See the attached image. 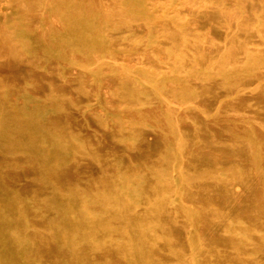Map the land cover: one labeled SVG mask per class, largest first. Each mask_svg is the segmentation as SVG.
<instances>
[{"label": "rangeland", "instance_id": "1", "mask_svg": "<svg viewBox=\"0 0 264 264\" xmlns=\"http://www.w3.org/2000/svg\"><path fill=\"white\" fill-rule=\"evenodd\" d=\"M82 2L90 21L106 31L112 54L90 50L87 68L61 74L57 60L42 53L33 76L30 61L8 70L0 58V74L26 82L28 97L40 99L53 91L64 112L53 115L51 122L80 136L84 149L95 157L107 163L119 158L141 175L163 155L165 122L172 120L176 138L196 159H183L182 165L196 169L202 162L206 171L215 173L205 196L219 216L229 214V221L219 223L218 216L201 208L198 188L186 185L180 204L195 214L186 217L190 225L181 216L169 215L175 223L164 230L172 248H158V258L165 264H184L172 255L180 251L192 261L198 257L196 264H207V254L222 256L215 261L210 257L213 264H264V0ZM11 6L0 3L3 17L12 14ZM26 9L15 23L17 29L26 26L45 36L59 28L54 18L60 6ZM175 61L184 67L176 70ZM258 150L262 156L256 162ZM17 161L27 165L23 156ZM91 162L82 155L65 172L79 186L89 178L97 181L100 169ZM19 175L24 186L28 174L20 169ZM229 226L238 233H231ZM254 229L248 240L234 237Z\"/></svg>", "mask_w": 264, "mask_h": 264}, {"label": "bare ground", "instance_id": "2", "mask_svg": "<svg viewBox=\"0 0 264 264\" xmlns=\"http://www.w3.org/2000/svg\"><path fill=\"white\" fill-rule=\"evenodd\" d=\"M0 3L12 5L13 11L9 17L0 13V58L8 70L20 68L26 59L30 61L29 75L33 76L38 68L37 58L44 53L57 60L61 74L67 70L78 72V68H87L90 50L112 54L106 31L90 21L82 0ZM51 6L61 7L54 18L59 24L54 32L36 36L25 25L16 28L15 23L24 16L26 7L35 11ZM2 20L7 23L1 24ZM77 54L85 59L78 61ZM180 62L175 61L176 70L184 67ZM199 79L206 82L210 78ZM26 87L20 78L0 74V264H165L157 256L161 246L172 248V238L165 233L164 226L174 224L177 216L187 221L186 217L195 214L180 204L186 185L198 188L200 197L196 201L201 208L218 216L219 223L229 221V214L219 216L205 196L210 190L207 181L214 179L215 173L206 171L202 162L196 169L190 164L182 165L183 159H196L176 138L172 120L165 122L163 155L141 175L140 170L125 166L119 158L107 163L84 149L80 136L56 121L51 122L53 115L64 112L57 95L51 91L40 99L28 97ZM176 98L178 102L184 101L180 96ZM94 112L95 117H101ZM65 117L72 119L68 114ZM169 136L172 137L168 141ZM251 145L255 146L253 140ZM257 152L254 160L259 162L262 155ZM82 155L97 164L100 171L97 181L89 178L79 186L65 171L68 164ZM18 156L26 158V166L19 165ZM20 169L28 174L24 186L19 183ZM261 196L264 197V185ZM171 214L175 218H170ZM228 230L238 233L234 226ZM254 231L234 237L248 240ZM43 248L48 251L43 252ZM174 254L184 264H196L199 259L194 256L192 261V256L180 251ZM210 257L215 261L222 256L207 254V264L214 262L210 263Z\"/></svg>", "mask_w": 264, "mask_h": 264}]
</instances>
